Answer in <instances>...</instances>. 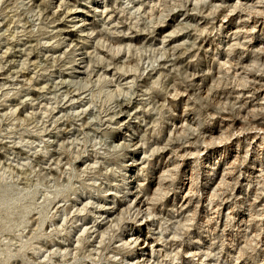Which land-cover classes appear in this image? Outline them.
Returning <instances> with one entry per match:
<instances>
[{
	"label": "rangeland",
	"instance_id": "rangeland-1",
	"mask_svg": "<svg viewBox=\"0 0 264 264\" xmlns=\"http://www.w3.org/2000/svg\"><path fill=\"white\" fill-rule=\"evenodd\" d=\"M242 3L0 0V264H264V3ZM99 207L122 212L103 243Z\"/></svg>",
	"mask_w": 264,
	"mask_h": 264
},
{
	"label": "bare ground",
	"instance_id": "bare-ground-1",
	"mask_svg": "<svg viewBox=\"0 0 264 264\" xmlns=\"http://www.w3.org/2000/svg\"><path fill=\"white\" fill-rule=\"evenodd\" d=\"M30 1H32V0H30ZM34 1V3H37V1L38 0H33ZM153 1V0H152ZM159 1V0H158ZM257 2L258 3H260L261 2V0H256V1H254V0H243V5H247V6H249V7H251V8H249V9H253V8H255L256 6V4H257ZM262 2L264 3V0H262ZM156 3H158V2H156ZM93 27V26H92ZM92 32H94V29L93 28H91L90 29V32H89V34H91ZM100 35H102L101 34V32H97V37H101ZM102 38H106V36H104V37H102ZM261 45H264V41L263 42H261ZM111 46H113L112 44H111ZM120 47H121V45L120 46H115V54H118L119 52H120ZM101 61V60H100ZM107 65V64H106ZM118 69H121V67H118ZM254 78V80H261V78H256V77H253ZM91 103V102H90ZM122 104V103H121ZM122 105H124V107H126V105L125 104H122ZM44 153H46L45 151H44ZM6 154H9L8 152L6 153ZM2 155H3V153H2V151H1V147H0V158L2 157ZM52 171V170H51ZM50 173H52V172H50ZM215 173H217V172H215ZM214 173V174H215ZM53 174V173H52ZM224 180V178L222 179V177H221V182ZM111 188H107V189H105V191H108V190H110ZM157 190H161V182L159 181V183H158V187H157ZM128 192V191H127ZM52 193H54V196L53 197H47L46 198V200L49 202V204H53V206L54 205H56V204H58L59 203V200L57 201V202H54L55 201V199H56V196L60 193V191L59 190H55L54 192H52ZM145 194H147V192L146 191H144V194L143 195H145ZM127 196H129V194H127V195H125V197H127ZM114 197V196H113ZM155 198L154 197H151V198H148L147 200H149V201H151V202H153V203H151L152 205H154L155 204V200H154ZM83 201V200H82ZM89 203H92V202H90L89 200L88 201H85L84 202V204L82 205V207L79 209V213H81L82 211L83 212H85V211H87V205H89ZM136 203H137V205L139 206L138 207V210L141 208V207H143V206H146L147 205V203L146 202H144L143 200H141V199H138V200H136ZM75 204V203H74ZM150 207H152V206H150ZM150 207H145L144 208V214H146V216H151V215H153L154 216V214H152V211L150 210L151 208ZM56 208H57V210H56V212H58V207L56 206ZM88 208H90V207H88ZM94 209V208H93ZM69 210H70V207L69 208H65V209H62V215H64V216H66V214L69 212ZM91 210V209H90ZM102 209H101V207H99L98 209H97V213L96 214H98V216L99 217H102L103 215H105L104 217H102L103 218V220H106V219H108V221L106 220V222H108L109 223V226H107V227H105V228H103L102 230H97L98 232H97V235H96V237L97 238H99L100 240H99V242L98 243H103L104 242V235H106V234H108V233H113L114 231H113V226H118L119 224H118V221H120L121 220V217H122V212L121 211H116V210H113L112 212L111 211H108V209H105V210H103V211H101ZM118 210V209H117ZM91 212H92V210H91ZM231 212V211H230ZM113 214H117V216H115L114 218H112L113 217ZM86 216V215H85ZM77 221L78 220H80V218L78 217V218H76V217H74ZM93 219H96V218H93ZM153 221V220H152ZM152 221H150V222H152ZM112 223H113V226H112ZM33 223L31 222V225H32ZM151 223H149V224H147L148 226L150 225ZM83 225H85V223H82V225L81 226H79V229H82V232H84L85 233V236H84V238H88V236L90 235L89 234V232H88V230L85 228V227H83ZM98 226H101L100 224H97ZM105 225V224H104ZM103 226V225H102ZM112 226V227H111ZM75 229H76V226H75ZM95 237V238H96ZM138 238H139V236H136L134 239H133V241H137L138 240ZM123 238H121L120 240H122ZM67 242H68V244L67 245H65L64 246V244H62V243H56V245H58L59 247H62V246H64V249H67V247H69V239H65ZM82 242V239H79V240H77V242ZM145 241H147V239H144V243H145ZM128 242L127 241H125L124 242V244H127ZM128 244H130V243H128ZM45 247H47V246H45ZM125 247H123V248H121V249H116V250H122V249H124ZM47 249V248H46ZM142 250V252H144L145 251V249H141ZM143 254H145V253H142V255ZM148 254V253H147ZM148 258V256L147 257H145L144 258V260H146ZM125 259V258H124ZM127 259V258H126ZM149 259H147V261H148Z\"/></svg>",
	"mask_w": 264,
	"mask_h": 264
}]
</instances>
